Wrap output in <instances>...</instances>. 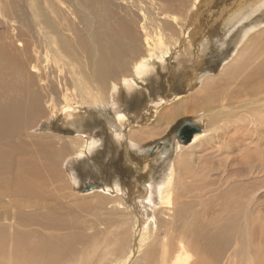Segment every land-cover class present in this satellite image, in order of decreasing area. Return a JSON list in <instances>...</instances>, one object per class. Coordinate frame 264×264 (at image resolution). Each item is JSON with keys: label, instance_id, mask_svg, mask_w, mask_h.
Here are the masks:
<instances>
[{"label": "bare ground", "instance_id": "6f19581e", "mask_svg": "<svg viewBox=\"0 0 264 264\" xmlns=\"http://www.w3.org/2000/svg\"><path fill=\"white\" fill-rule=\"evenodd\" d=\"M115 1L8 0V6L11 14L19 16L21 23L29 24L31 29L33 27L41 46L44 43L47 55L51 52L52 58L56 56V65L68 69L66 74L81 104L98 113L112 107L115 115L110 127L117 143L124 140L128 148L141 151L149 138L162 135L158 133L159 129L167 126L168 130L174 120L186 115L188 107H200V100L207 102H203V113L194 123L207 126H199L200 132L193 135L190 145L181 141L174 143L176 158L159 181H151L148 186L146 183V195L141 203L147 211L148 222L122 199L118 182L97 189L106 195L116 192L114 207L124 216L125 223L121 225L122 231L106 239L103 246L95 244L91 248L81 245L80 250L74 247L76 242L72 235L57 234V230L67 222L62 224L65 219L57 216V208L50 205L45 197L47 178L35 176L45 167H28L24 176L21 167L26 170L28 164L19 161L18 165V161L12 160L11 152L0 146V264H264V223H256L261 222L260 215L252 217L259 207L261 192L253 191L250 197L248 193L241 194L238 199L229 197L227 191L231 185L240 182L229 178L227 160L220 169L208 163L198 167L191 165L196 149H201L205 141L212 144L211 147L221 146L214 148L212 152L215 153L239 149V144H245L247 138L260 139L258 147H263V154H259L260 169L264 163V59L259 60L262 53H258L264 39V30L259 31L264 26V18H254L257 13H263L264 0H239L224 12L226 17L224 13L220 17L222 31L227 37L240 27L234 42L240 48L223 66L220 75L232 78L252 69L241 81L242 88L238 91L227 88L216 96L213 93L218 88L215 86L219 75L195 72V82L191 83L192 79L187 82L188 89L196 85L198 93L201 90L207 95L199 98L189 94L183 99L184 95H177L171 103L161 98L155 106L159 117L154 126L130 127L128 133L125 126H130L131 120L120 109L116 96L118 84L127 90L133 89L137 85L136 79L142 80L149 75L154 59L163 61L179 53L184 63L192 62L194 57L195 61L204 60L211 42L205 36L194 49L195 29L188 25L192 26L193 16L203 0H117L124 6L114 9ZM147 3L153 5L156 16L144 10ZM65 8L71 12L70 15ZM0 14L4 16L1 9ZM179 20L185 21L179 38L165 36L168 30L176 28L174 24ZM78 25H82V29ZM186 26L188 29L183 36ZM29 44L22 50L28 52ZM30 49L33 63L29 72L20 69L14 58L0 50V144L12 139L19 129L22 132L28 121H34L42 114L44 98L56 89L52 79L56 73L62 72L53 66L40 65L41 56L36 53L43 46L42 49ZM83 58L86 59L84 62L77 61ZM62 79L66 83L64 75ZM165 103L169 105L167 111L161 109ZM77 137L75 146L79 156L99 146L96 139L87 141L80 135ZM54 164L49 169L54 170ZM261 171L264 172L261 169L259 173ZM72 176L74 185L78 186L77 177ZM211 178H216L217 183ZM192 187L195 190L203 187L206 191L205 198L197 200L196 206L191 203L194 200H184L193 192ZM158 199L164 216H160V211L156 212L153 207L158 204Z\"/></svg>", "mask_w": 264, "mask_h": 264}, {"label": "rangeland", "instance_id": "374dc122", "mask_svg": "<svg viewBox=\"0 0 264 264\" xmlns=\"http://www.w3.org/2000/svg\"><path fill=\"white\" fill-rule=\"evenodd\" d=\"M237 1L239 0H203L201 7L193 16L192 26L190 27V23L188 24L189 28L195 29L193 32L195 36L194 49L197 43L202 41L203 37L208 36L210 38L211 43L204 60L195 61L194 57L192 62L184 63L182 58L179 57V53L166 57L163 61L158 59L160 62L154 59L149 75L142 80L136 79L137 85L133 87V89L127 90L121 83L118 84L119 91L116 96L119 99L120 109L124 111L129 120H131L130 126H125L126 133L130 131V127L134 129L146 125L151 127L154 126L159 117V112H155V106L161 98L167 99V101L171 103L173 97L177 95H184L181 99L189 94V96L192 97L198 95L199 98L203 95H207V93H204L205 91L201 90L198 93V86L196 85H194L192 89H188L187 82L189 83L192 79L191 83H194V76L197 72L219 75L216 80V82H218L215 86L218 88H216L213 93L216 96L227 88H231L230 91H238L239 88H242L240 87L241 81H243L245 75L251 72L252 69H247L245 73H240L232 78L221 77L222 74L220 75L223 66L232 59L237 49L240 48H237L234 43L240 31V27L235 28L236 30L227 37L222 31L223 23L220 19L221 15L226 12L227 9H230L233 3ZM115 4L116 5L113 6L114 9L124 6L122 2L117 0ZM147 4L144 10H147L146 12H149L152 16H156L153 5L150 3ZM147 6H149V8ZM0 9L4 14V16L0 14V50L2 52L14 58L17 62L16 65H20V69L29 72L30 66L33 63L30 58V48L42 49L43 46V49L40 50V52H42L36 53L41 56L39 59V61L41 60L40 65H44V67L53 66L55 70H62V72H58L60 75L56 73L52 79V82H55L54 87L56 85V89L48 93L47 99L44 98L42 114L35 118L34 121H28L22 132L19 129V132L12 139L6 140L0 144V146L5 147L7 152H11L12 160L18 161V165L19 161H24L28 164L26 170L25 167H21V172L24 176L28 172V167L33 169L42 168L44 166L46 168L43 169V172L35 176L38 178H47L45 192L48 196L45 195V197H47V201L50 205L57 208H55V211L57 212L58 210L59 213H56L58 214L57 216L62 218V220L63 218L65 219L62 224L64 225L66 222L68 224L60 228L59 231L57 230V234L59 233V235H62L61 233H64L63 235H72L71 238H74L76 242V246L74 247L80 250L82 249L80 247L81 245H88V247L91 248H93L95 244L103 246L106 244V239H110L113 234L122 231L121 225L125 223V218L120 213H117L118 211L116 207H114L113 200L116 197V192L106 195L95 190L94 193L85 194L83 189L88 184L93 183L100 184L102 188L105 186H113L115 182H118L122 189V199L127 204L134 207L137 213L140 214L142 220L148 222L146 218L148 216L147 211L141 203V200H143L146 195L144 187L146 183L148 186L151 181L153 182L156 180L157 182L161 179L169 164L176 158L175 144L180 142V140L175 138V131L184 122H195L203 113V102L206 104L207 101L200 100V102H202V104L199 105L200 107H188L190 108L187 110L189 114L186 113V115L184 114L180 116L179 119L174 120L168 130L167 126L161 128L163 131L159 129L160 131L158 130V133L162 135L153 139L149 138L147 141L148 143L146 146H142L141 151L128 148L127 141L123 140L122 143H117L114 139L115 133H113V129L110 127V121L114 120L115 115L114 110L111 109L112 107H109L106 111H103V113H98L89 109L88 106L81 104V102H79V97L76 95V89L71 84L70 77L66 74L68 73V69L66 67L59 68L60 66L55 63L57 61L56 56L52 58L53 55L51 52L47 55L43 40V45L41 46L40 38L33 27L31 29L29 24L25 26L18 20V15L11 14L8 0H0ZM65 10H67L66 13L68 15L71 14L68 8H65ZM190 13L191 11L188 14L190 15ZM224 14V17H226V13ZM254 18H264V11L263 13H257ZM139 22H141V18H139ZM184 24L185 21L179 20L174 24L176 28L174 30H168L165 36L179 38ZM247 24L248 22H246V25ZM78 27L82 29V25H78ZM187 29L188 27L186 26L183 36L186 34ZM262 29L264 30V26L259 29V31H262ZM263 40L260 45L262 47L259 48L260 52H258L260 54L262 53V57L259 58V60L264 59ZM223 41L224 43H222ZM26 44L30 46L28 47V52L27 50H22ZM50 58L51 60L53 59V61H51ZM177 58H179V60ZM84 59L85 58L77 61L82 63ZM184 65L187 66L184 67ZM73 69H76V66H74ZM62 75L66 77V83H64L62 79ZM219 84L220 86H218ZM196 100L197 98L195 101ZM167 103L163 104L161 109H166L167 111L169 106L166 105ZM53 108L56 109V111ZM197 111L200 112L194 114V112ZM205 125L207 126V124ZM205 125L202 124V126H199L206 128ZM145 128L146 127H144V130ZM165 130H167V132ZM78 135L82 136L83 139L87 141L91 139L98 140L99 146L94 151H85V154L82 156L80 155V157L78 155L79 150L75 146L77 140L75 138ZM190 143L192 142H188V145H190ZM260 143L261 141L260 139L258 140V138H247L245 144H239L241 147L238 146L239 149H234L235 152L231 150L227 152L219 151L220 153L215 151L214 153L212 152L215 150L214 148L220 145L218 144L211 147L212 144L205 141L202 143L204 145L201 149H196L197 153H195L191 159L192 166L198 167L203 163H208L211 167L215 166L216 168L225 165V160H227L229 178L240 182L238 185H231L230 189L227 191L229 197L233 196L235 199H238L237 197H240L241 194L248 193L247 196L250 197L253 191L257 190L261 192L259 196V207L257 206V210L252 215L253 218L260 215L261 222L258 221L256 222L257 224L264 223V172L261 171V173H259L261 169L264 171V163L261 164L260 169L259 154H263V147H258ZM219 148H221V146ZM64 150L66 152H62ZM67 151H70V153ZM226 157L228 158L226 159ZM54 160L55 162H53ZM52 164L55 165L54 170L52 168L49 169V166ZM72 175L77 177L78 186L74 185ZM50 178H53L54 181ZM190 178L204 177L191 176ZM211 180L217 183L216 178H211ZM191 186L192 185L189 187ZM200 189L195 190L193 188V194L190 193V195L187 196L188 200L187 197H185L184 200L188 202L194 200L191 203L196 206L199 200H202L203 197L205 198L206 194L203 187H200ZM201 191L203 192L201 193ZM191 196H193V199ZM140 197L142 198L139 199ZM157 203L158 204L153 207L156 212L160 211V216H164L159 199ZM31 210L33 211L35 209L31 208ZM43 211H46V209L44 208ZM262 228H264V226ZM38 229L43 231L41 227ZM256 231L258 232L259 230L257 229Z\"/></svg>", "mask_w": 264, "mask_h": 264}, {"label": "water", "instance_id": "95a60500", "mask_svg": "<svg viewBox=\"0 0 264 264\" xmlns=\"http://www.w3.org/2000/svg\"><path fill=\"white\" fill-rule=\"evenodd\" d=\"M200 132V127L194 123V122H184L182 125H180L177 130L175 131V136L185 144L190 142L192 140V137L194 134ZM186 135L185 140L183 136ZM101 185L97 183L88 184L84 189L83 192H89L91 190H97L100 189Z\"/></svg>", "mask_w": 264, "mask_h": 264}]
</instances>
